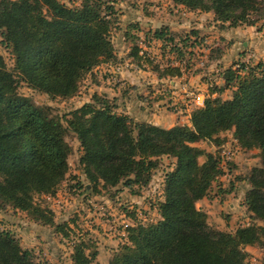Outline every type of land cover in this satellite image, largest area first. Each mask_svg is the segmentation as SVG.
<instances>
[{
	"label": "trees",
	"instance_id": "16d2710c",
	"mask_svg": "<svg viewBox=\"0 0 264 264\" xmlns=\"http://www.w3.org/2000/svg\"><path fill=\"white\" fill-rule=\"evenodd\" d=\"M171 1L213 13L216 22L228 23V28L253 25L249 15L259 9V0ZM113 2L83 0L80 6L69 7L60 0H0L1 36L15 62L10 71L0 55V206H11L44 226L64 231L67 226L57 224L54 213L37 203L36 196L55 195L65 181L73 151L66 141L70 130L81 141L80 162L96 193H101L100 187L123 185L139 195L135 187L150 184L160 158L176 159L174 169L165 175L157 205L160 219L128 226L126 242L108 264H251L246 247L261 242L264 228L252 226L231 233L210 226L197 203L208 197L213 183L223 175L221 159L193 145L209 141L219 146L220 134L235 126L240 143L260 151L263 168L253 171L245 203L264 223V64L251 70L243 64L226 70L224 86L210 85L209 94L232 89V98L207 97L204 106L192 113L191 126L171 129L118 114L115 105L100 101L97 95L94 101L100 107L85 104L70 117H59L50 107L37 106L19 93L24 82L52 99L73 98L89 73L115 60ZM153 35L164 44L175 41L168 27ZM141 49L133 46L130 56L152 66L149 58L141 56ZM177 55L182 63L181 50ZM152 69L159 79L183 75L180 66ZM98 255L94 244L81 241L74 248L73 264H94ZM0 264L39 263L9 231L0 228Z\"/></svg>",
	"mask_w": 264,
	"mask_h": 264
},
{
	"label": "rangeland",
	"instance_id": "374dc122",
	"mask_svg": "<svg viewBox=\"0 0 264 264\" xmlns=\"http://www.w3.org/2000/svg\"><path fill=\"white\" fill-rule=\"evenodd\" d=\"M60 2L69 7H78L83 0ZM258 2L259 9L249 15L253 25L241 24L237 28H228V23L216 22L213 13L185 7L179 9L164 0H115L112 4L115 5L116 14L111 32L115 60L102 63L89 73L73 98L52 99L24 82L19 85V93L30 98L37 106L50 107L52 113L59 117H70L85 104L93 103L100 107L94 101V95H97L100 101L115 105L118 114L127 115L136 122H157L158 118L173 116L174 119H168L166 124H159L169 127L178 118L177 126H189L187 119L196 105L192 103L190 108L183 105L186 90L198 93L197 85L201 81L222 86L224 83L220 85V79L229 68H238L243 64L251 70L260 63L264 64V1ZM131 26H138L139 29L130 30ZM164 27H168L174 35L173 43L164 44L154 38V32ZM244 42L250 43V47H244ZM135 45L142 48L141 56L149 58L152 66L144 61H134L130 55ZM178 50L183 54L182 63L177 55ZM0 55L7 68L13 71L14 57L3 44L1 31ZM180 64L184 68L185 78L173 79L178 81L174 89L171 88L170 79L160 81L152 69L157 65ZM232 91L226 89L219 96L223 95V100H227V97H232ZM162 96L164 99L160 100ZM235 130L233 126L222 132L219 146L209 141L193 145L206 154L217 155L221 159L220 169L223 172L213 183L207 200L199 201L197 207L208 215L212 228L231 233L252 226L264 228L263 221L251 213L245 203L252 189L250 180L253 171L263 168L262 157L257 148L243 146ZM66 141L73 151L65 181L55 195L36 196L37 203L54 213L57 224L67 226L64 231L44 226L11 206H0V228L9 231L23 249L31 251L39 264H73L74 248L81 241L90 242L99 249V257L94 264H108L126 242L125 230L128 226L137 221L143 225L154 224L160 219L157 205L163 197L165 175L174 169L176 159L160 158L150 184L143 189L135 187L139 195L123 185L107 189L100 187L101 193H96L80 162L83 155L81 141L70 130ZM204 159L202 156L200 162ZM246 250L251 264H264V233L260 243L248 246Z\"/></svg>",
	"mask_w": 264,
	"mask_h": 264
},
{
	"label": "crops",
	"instance_id": "0c3cea01",
	"mask_svg": "<svg viewBox=\"0 0 264 264\" xmlns=\"http://www.w3.org/2000/svg\"><path fill=\"white\" fill-rule=\"evenodd\" d=\"M164 1H167V2H169V4H171V5H175V7H177V8H179V9H182L183 8V6H180V5H176L174 2H172L171 0H164ZM170 30V29H169ZM247 45H248V47H250V43H248V44H246L245 42H244V44H243V46L244 47H247ZM178 66H180L181 68H182V72H183V75H182V77H180V78H173V79H183V78H185V72H184V68H183V66H182V64L181 65H178ZM157 77H158V75H157ZM158 79H159V77H158ZM169 79V78H168ZM173 79H171L170 78V82H171V88L172 89H174V88H176V85L178 84V81H176V80H173ZM160 81H162V80H166V79H159ZM222 82L225 84V81H224V78L222 77L221 79H220V85L222 84ZM224 84L222 85V86H219V83H218V87H223L224 86ZM198 87H199V89H198V92H201V94H202V96L203 97H208V93H209V89H208V87H209V84H205L204 82H202L201 81V83L200 84H198L197 85ZM232 94H233V91H232ZM165 95L166 94H164V97H165ZM164 97L162 96V97H160V100H162V99H164ZM220 97L222 98L223 97V95H220ZM228 99H231L232 97H227ZM223 99V98H222ZM227 99V100H228ZM161 101H159V103H160ZM203 104H205V101L203 102ZM160 106V105H159ZM200 106H197L196 108H193L192 109V111L194 110L195 111V109H198ZM202 107H203V105H202ZM193 111V112H194ZM175 116V115H174ZM176 117V116H175ZM170 118L171 119H174L173 118V116H171V117H166V119H165V117H162V119H160V118H158V123L157 122H151V121H146L147 123H151V124H153V125H156V126H159V127H161V128H164V129H170V128H173V127H175V126H177L176 124H177V122L178 121H180L178 118H176V120L178 119V121H176L175 120V122L176 123H174V124H172L171 126H169V127H165V126H162V124H166L167 122H168V119L170 120ZM180 118V117H179ZM165 119V120H164ZM188 121V125L189 126H191V116H189V118L187 119ZM138 122H144V121H138ZM159 123H162V124H159ZM205 200H207V198H205V199H203L202 201L204 202ZM231 208H234L235 210H237L238 208L236 207L235 208V206H231ZM200 209V208H199ZM158 211V210H157ZM204 211V210H203ZM158 215H159V213H158ZM159 218H160V215H159ZM126 240V239H125ZM98 251H99V249H98ZM98 257H99V255H98Z\"/></svg>",
	"mask_w": 264,
	"mask_h": 264
},
{
	"label": "built area",
	"instance_id": "2783aa9c",
	"mask_svg": "<svg viewBox=\"0 0 264 264\" xmlns=\"http://www.w3.org/2000/svg\"><path fill=\"white\" fill-rule=\"evenodd\" d=\"M210 85H212V84H210ZM210 85H209V87H210ZM209 87H208V89H209ZM208 97H211L212 99H216L217 97H219V95H218L217 92H215L214 94H211V95L208 93ZM205 100H206V97H203L201 92L197 93L195 91H191V90L187 91L186 90L185 91V95H184V97L182 99V102H183V105L185 107H187V108L188 107L190 108L191 105L193 106L192 103H195L196 107L197 106L202 107V105L204 106L203 102ZM179 110H181V108Z\"/></svg>",
	"mask_w": 264,
	"mask_h": 264
}]
</instances>
